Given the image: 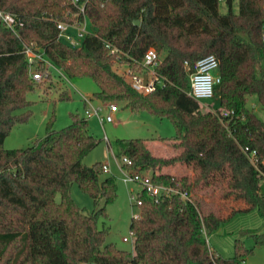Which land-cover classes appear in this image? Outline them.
<instances>
[{
	"label": "trees",
	"instance_id": "1",
	"mask_svg": "<svg viewBox=\"0 0 264 264\" xmlns=\"http://www.w3.org/2000/svg\"><path fill=\"white\" fill-rule=\"evenodd\" d=\"M82 2L94 30L72 47L57 39L55 23L81 19L79 5L0 0V9L22 22L15 33L0 21V264H244L257 245H264V232L244 231L254 245L236 238L228 257L211 251L206 235L239 212L256 210L264 220V119L250 104L254 96L264 109V0ZM33 42L66 78H91L97 86L92 99L124 102L132 112L166 118L174 127L169 138L157 137L174 150L170 156L153 152L146 138L116 140L118 158L131 161L124 168L192 195V201L179 193L155 201L138 185L139 216L129 223L132 251L106 240V206L117 197V185L112 174L102 176V162H82L99 142L86 117L70 113L69 124L55 129L53 110L44 135L26 147L3 146L11 129L33 114L27 94L47 83L31 79L30 72L43 69L25 55ZM151 47L162 62L155 68L154 90L142 93L115 66L141 70ZM207 54L218 59L220 81L202 108L188 91L194 64ZM70 98L66 89H58L59 100ZM224 110L230 114L220 119ZM245 147L256 152L254 163ZM177 164L191 174L169 172ZM73 183L92 198V211L83 212L75 202ZM205 192L242 206L223 217L205 213L198 196Z\"/></svg>",
	"mask_w": 264,
	"mask_h": 264
},
{
	"label": "rangeland",
	"instance_id": "2",
	"mask_svg": "<svg viewBox=\"0 0 264 264\" xmlns=\"http://www.w3.org/2000/svg\"><path fill=\"white\" fill-rule=\"evenodd\" d=\"M86 27L88 31L94 30L90 22L87 23ZM77 44V46H80V43ZM123 67L122 64H118L117 67L115 66L119 72H121ZM51 72V80H46V84L36 87L33 92L27 94L28 99L32 101V105L29 106V108L33 114L27 122L18 124L11 129L12 131L3 141L4 147H26L35 137L44 135L45 124L50 118L51 111L53 110L56 115L53 125L55 129H60L69 124L70 113H78L84 116L81 95H88L91 97L92 93L97 91V86L94 81L89 77H67V79H65L61 76L58 77V74L52 69ZM59 88L66 89L71 98L68 100H59ZM92 100L94 102L98 101L94 98ZM111 103H116L120 110L118 119H114L111 123H104L101 127L99 123L95 121V118H87L88 131L97 138L99 142L83 158L82 162L85 166L91 165L96 161H109L115 165L112 154H115L118 158L119 148L118 144H116V140L119 138L142 137L149 139V143L153 145V143H157L154 142L157 137L169 138L174 133V127L166 118H159L145 111L134 113L125 107L124 103L121 101H113ZM250 104L255 108L258 117L264 119V109L260 107L254 96L250 99ZM201 106L205 108L204 103ZM19 111L21 110H18L17 113ZM104 133L109 140L107 142L102 139ZM159 144H161V142H159ZM166 150L168 151L167 153ZM166 150L165 148H161L156 152L161 155L166 154V156H170L172 150L170 148H166ZM109 168L116 180L117 197L106 206L108 218L105 222L109 229L106 240L114 243V245L120 249L132 251L130 242L123 241L122 237H130L129 223L133 212L138 213V208L131 206L129 199L130 193H135L138 189V184L133 182L125 184L122 178H120V173L116 167L110 165ZM172 169L176 174H191L189 168L187 169L179 164ZM106 174L107 172H103L102 176ZM260 190L264 194V180L261 181ZM56 196L58 200L59 196ZM71 196H73V199L83 212L88 213L95 208L92 198L83 193L76 183L72 185ZM198 196L201 199V209H203L205 213L213 211L215 214L222 217L228 216L235 208L242 206L240 202L234 201L231 198L221 200L212 192H205V194L200 193ZM244 231L264 232V220L256 210L235 214L229 220L224 221L216 231L206 235V240L211 251L223 257H228L233 254V240L236 238H242L247 247H252L254 245L252 239L244 235ZM244 264H264V245H257L253 252L245 258Z\"/></svg>",
	"mask_w": 264,
	"mask_h": 264
},
{
	"label": "built area",
	"instance_id": "3",
	"mask_svg": "<svg viewBox=\"0 0 264 264\" xmlns=\"http://www.w3.org/2000/svg\"><path fill=\"white\" fill-rule=\"evenodd\" d=\"M71 3L78 6V13L82 15L81 19L77 17H70V20L66 21H56L55 25L58 29L57 39H59L64 44H69L72 47H77V43H80L83 40V37L89 32L86 27L88 19L84 10V2L80 3V0H71ZM0 21L5 24L6 27L11 29L16 33L17 26H21L22 22L20 18L10 12H6L0 9ZM261 39L264 41V21L261 26ZM25 55L30 60H33L35 63H40L43 65V69H35L34 72H30L31 79L41 82L49 79L51 69L56 72L59 76L67 79L60 69H58L52 62L45 57L40 48L31 43L25 46ZM162 62V56L159 54L153 47L149 48L144 56L141 70H134L131 67H123L121 73L126 77L130 86L139 92L150 93L154 90L156 82L158 81V76L155 74V68ZM34 65L32 66V68ZM218 68V59L212 55L207 54L202 56L194 64V70L190 73V87L189 94L200 102L202 105L207 100H209L213 95V87L218 84L220 81V76L216 74ZM33 70V69H32ZM144 75L147 76L146 83H144ZM83 100V111L84 117L90 118L93 117L97 120L99 125L102 127L103 123H111L114 121L113 112L117 111L116 103H109L106 101L94 102L92 97L88 95H81ZM205 107H208L205 104ZM230 112L224 110L220 113V119L223 117L229 116ZM102 139L106 142L108 141L106 134H103ZM243 151L246 153L247 157L251 160L252 163L255 162V151H248V148H243ZM120 162V178H122L125 183H136L142 187L145 192L155 201L159 200V197L162 194L171 195L173 193H179L180 196L185 199L192 201V195L186 191H179L173 187H168L163 184L153 183L151 178L146 173H132L122 166L123 163L131 165V161L127 157L121 156L119 158ZM102 170L108 172V165L103 163ZM130 204L133 207H138L140 204L139 199L137 200L136 194L130 193ZM135 218H138V213H134ZM123 241H129L133 249V235L130 233V237L123 236ZM133 264V263H130Z\"/></svg>",
	"mask_w": 264,
	"mask_h": 264
},
{
	"label": "crops",
	"instance_id": "4",
	"mask_svg": "<svg viewBox=\"0 0 264 264\" xmlns=\"http://www.w3.org/2000/svg\"><path fill=\"white\" fill-rule=\"evenodd\" d=\"M98 102V101H97ZM100 102V101H99ZM124 103V102H123ZM128 108V107H127ZM129 109V108H128ZM139 112H141V111H138V112H136V113H139ZM135 113V112H134ZM119 114H120V110H119V108H118V106H117V111H115V112H113V116H114V119H118V117H119ZM96 122H97V120H95ZM98 123V122H97ZM104 124V123H103ZM142 138V137H141ZM109 141V140H108ZM154 142H157V143H153V145H152V143H151V148H152V151L153 152H155L156 154H158V155H161V154H159V153H157L156 151L157 150H159V149H161V148H165V150H166V148L167 149H169V147L168 146H165V145H162V144H159L158 142H159V140L156 138V140H154ZM171 149V148H170ZM168 151L166 150V153H167ZM171 154H173V150H172V152H171ZM165 156H166V154H165ZM112 158H113V160H114V164L115 165H113L112 163H110L109 161H103L102 163H106L107 165H108V172H107V174H112L111 172H110V168H109V166L110 165H112V166H115L116 167V169L118 170V172L120 173V161H119V158H117V156L115 155V154H112ZM171 171H173V169H171L169 172H171ZM113 175V174H112ZM125 183V182H124ZM125 184H127V183H125Z\"/></svg>",
	"mask_w": 264,
	"mask_h": 264
},
{
	"label": "water",
	"instance_id": "5",
	"mask_svg": "<svg viewBox=\"0 0 264 264\" xmlns=\"http://www.w3.org/2000/svg\"><path fill=\"white\" fill-rule=\"evenodd\" d=\"M134 23L137 24V23H138V20L136 19V20L134 21ZM32 61H33V60H31V59L29 60V62H32ZM146 78H147V76L144 75V83H146Z\"/></svg>",
	"mask_w": 264,
	"mask_h": 264
}]
</instances>
